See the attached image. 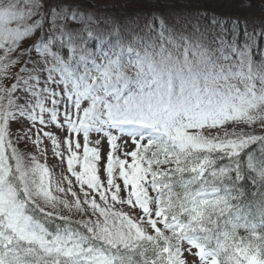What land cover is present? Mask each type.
Here are the masks:
<instances>
[{
	"label": "snow or ice",
	"instance_id": "1",
	"mask_svg": "<svg viewBox=\"0 0 264 264\" xmlns=\"http://www.w3.org/2000/svg\"><path fill=\"white\" fill-rule=\"evenodd\" d=\"M238 6L0 0V264H264V4L252 32Z\"/></svg>",
	"mask_w": 264,
	"mask_h": 264
},
{
	"label": "rangeland",
	"instance_id": "2",
	"mask_svg": "<svg viewBox=\"0 0 264 264\" xmlns=\"http://www.w3.org/2000/svg\"><path fill=\"white\" fill-rule=\"evenodd\" d=\"M262 4H264V0H260ZM226 15H231V16H241L242 18H245L249 21V24L251 25L249 27V32H252L253 28L255 27V21H258L261 18V5H255V6H250L246 7L245 3L243 0H239V6L238 7H233L231 10L225 13ZM261 38L264 36H260ZM259 39V38H258ZM257 39V40H258ZM48 163L49 166L53 165L56 162L52 157L51 154L49 153V158H48ZM59 171V169H57Z\"/></svg>",
	"mask_w": 264,
	"mask_h": 264
},
{
	"label": "bare ground",
	"instance_id": "3",
	"mask_svg": "<svg viewBox=\"0 0 264 264\" xmlns=\"http://www.w3.org/2000/svg\"><path fill=\"white\" fill-rule=\"evenodd\" d=\"M243 1H244V3H246V0H243ZM258 4L261 5L262 2L260 0H255V2L251 3L252 6H255V5H258ZM240 39L243 40V36H241ZM257 43L259 44V46L261 48H264V39H263V37L262 38L259 37V39L257 40Z\"/></svg>",
	"mask_w": 264,
	"mask_h": 264
}]
</instances>
